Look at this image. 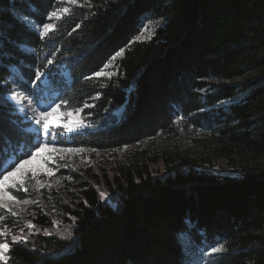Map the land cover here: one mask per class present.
Instances as JSON below:
<instances>
[{
    "label": "trees",
    "instance_id": "trees-1",
    "mask_svg": "<svg viewBox=\"0 0 264 264\" xmlns=\"http://www.w3.org/2000/svg\"><path fill=\"white\" fill-rule=\"evenodd\" d=\"M60 5L0 0V149L11 155L17 143L20 152L35 143L9 97L18 70L19 87L35 99L57 90L66 110L92 106L78 114L86 127L57 143L119 148L189 124L208 130L209 160L242 173L182 169L167 155L104 165L58 226L37 214L7 232L8 264H186L181 234L205 249L223 245L213 264H264V0H78L41 37L36 26ZM148 17L161 25L133 40ZM121 49L115 75L86 79ZM37 70L50 73L45 83H32ZM12 235L27 240L13 244ZM68 242L73 249L49 255Z\"/></svg>",
    "mask_w": 264,
    "mask_h": 264
},
{
    "label": "rangeland",
    "instance_id": "rangeland-1",
    "mask_svg": "<svg viewBox=\"0 0 264 264\" xmlns=\"http://www.w3.org/2000/svg\"><path fill=\"white\" fill-rule=\"evenodd\" d=\"M60 1L61 5L57 9L60 10L58 14L61 16L64 13L63 8H69L70 4L67 3V0ZM55 19L56 18L53 17L46 23L54 26L56 22ZM161 23L162 20L157 17L145 18L141 29L134 36L133 40L151 38ZM42 26L43 24L36 26L40 32L43 31ZM121 56L116 57L115 60H112L111 58L105 64L107 67H105V65L102 67L101 70L107 74L102 77H110L116 74L117 63ZM17 71L16 76H20V78L24 80L21 73ZM252 74L253 71H249L245 75L236 78L233 82L244 83ZM16 76L12 77L9 81L10 89L12 91L9 97H11L13 92L15 93V99L10 100L19 110L20 114L25 117L29 125H31L29 128L35 131L37 126L35 121L31 119L33 114L32 107L29 106L27 102L29 99H38L25 93L19 87ZM245 94L246 93H239L234 98L225 100L218 105H225L234 102L242 98ZM17 100L20 101L19 104L16 103ZM39 101V106L41 108H44L45 105L52 101L59 103V101L56 100L39 99ZM66 112L71 111L64 109V107L60 108L49 117V123L52 125H58L59 123L65 124L70 123L74 119H79V116L76 114L67 118L65 114ZM207 132L208 130L205 127L194 128V126L188 124L180 126L172 133H157L153 137L111 149L95 150L88 146L50 144L47 154L51 155L55 162H49L47 167L53 168V176L49 177L46 174L41 173L38 177L40 181L39 184H37L36 180L26 178L24 186L28 188L27 192L23 191V188L18 190L10 189L11 194L16 195L17 201L19 202L5 201L13 206V212L15 215H10L7 211L0 208V215L4 216V220L0 221V227H8V232L9 230L17 228L21 224H30L29 218L36 216L37 214L50 217L54 225L58 226L60 224L59 220H61L65 204L71 200L75 193H78L83 188L82 185L84 180H86V177L92 174L93 171L100 174L103 173L104 165H111L114 162L128 165H132L136 162L143 164L147 162L149 158L167 155L172 159L174 165H178L177 162H181L179 164H182L180 166L182 169L194 168L209 171L221 176H240L242 173L240 169L233 166L225 167L226 165H216L212 160L208 159H212L213 156L207 146ZM52 147L82 149V151L52 153ZM26 158L27 157H24L22 159ZM39 163L40 161L33 160L30 166L36 167ZM13 167H15V165ZM73 170L77 173L73 172ZM9 171H11V169H9ZM102 193H104V191ZM104 197L105 199L108 198L107 195ZM25 200H27L28 203H23ZM111 203L114 205L113 201H111ZM180 237L187 256L186 264H213L211 262L213 254L206 255L211 247L205 249L204 246H198L188 234H181ZM0 242L6 241L3 240V237H0ZM74 246L75 244L73 242L65 243L63 247L52 251L49 255H57L69 251L73 249ZM218 246L219 245H214L213 247Z\"/></svg>",
    "mask_w": 264,
    "mask_h": 264
},
{
    "label": "snow or ice",
    "instance_id": "snow-or-ice-1",
    "mask_svg": "<svg viewBox=\"0 0 264 264\" xmlns=\"http://www.w3.org/2000/svg\"><path fill=\"white\" fill-rule=\"evenodd\" d=\"M78 2V0H67V3L75 5ZM59 9L56 11H52L48 14V19L51 20L53 17H55L57 20L62 19V17L58 14ZM69 8L65 7L63 8L64 13H69ZM43 31L40 32L41 37H48L52 35L58 28V26H53L49 23L43 24ZM79 27V25H77ZM138 39V38H137ZM124 52V49H121L120 51L116 52L115 55L112 57V60H115L116 57H119ZM53 55H55L53 53ZM48 65H53V60L48 59L47 67ZM107 67V65H105ZM50 73H45L42 70H37L36 72V80L32 81L33 84H35L37 81L43 79L45 75H48ZM104 75H107L103 72V70L95 72L92 74L91 77H86L87 80H91L92 78H100ZM10 99H15V93L13 92ZM17 104L20 103L19 100L16 101ZM28 105L32 107V117L31 119L35 121L36 124V130H35V143H33L29 148L28 152H20V144L17 143L16 148L13 150L11 155H8L5 153L2 149H0V208L5 209L8 214L15 215L13 212V206L10 203H7L5 201H17V196L12 195L10 192V189L12 190H18L20 188H23V191L27 192L28 188L25 187L26 178L36 180L37 184L40 183L38 177L41 173L46 174L47 176L51 177L53 176V168L47 167L49 162H55L51 155L47 154L49 150L50 144H52V141L45 140V137H55L56 135H59L55 131L56 127L58 125H52L49 123V117L57 112L60 108H68L70 106V102L67 100H60L59 103L52 101L51 103L44 106V108H41L40 101L29 99ZM92 107L87 102L83 104L82 107H76L71 112H66L65 114L68 116H72L73 114L78 115L83 111L84 108ZM178 121L183 119V117H178ZM65 129H67L69 132L75 131L76 129L86 127L82 123L80 119H74L70 123H65L63 125ZM41 133L43 135H41ZM0 139H2V136H0ZM73 151H82V149H63V148H56L52 147L51 152L52 153H60V152H73ZM19 152V155L17 153ZM24 155L27 158L26 159H20L19 156ZM15 157V158H13ZM19 160L17 163L16 161ZM33 160H38L40 163L36 167H32L31 162ZM15 165L13 167L12 165ZM11 169V171H9ZM106 194L101 193V197L103 198ZM23 203H28L27 200L23 201ZM4 220V216L0 215V221ZM31 227V225H29ZM21 233H23V229H20ZM6 226L0 227V237H5L7 235ZM27 240V237L23 235H12L11 236V242L13 244L18 243H25ZM10 250V244L8 242H0V261H3L4 264H8V256L6 255ZM223 250V245H219L218 247H211L206 253V255H211L215 253H219Z\"/></svg>",
    "mask_w": 264,
    "mask_h": 264
}]
</instances>
